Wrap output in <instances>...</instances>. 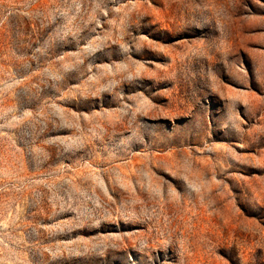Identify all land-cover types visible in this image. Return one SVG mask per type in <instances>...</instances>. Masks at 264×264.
<instances>
[{
  "label": "rangeland",
  "instance_id": "1",
  "mask_svg": "<svg viewBox=\"0 0 264 264\" xmlns=\"http://www.w3.org/2000/svg\"><path fill=\"white\" fill-rule=\"evenodd\" d=\"M0 264H264V0H0Z\"/></svg>",
  "mask_w": 264,
  "mask_h": 264
}]
</instances>
